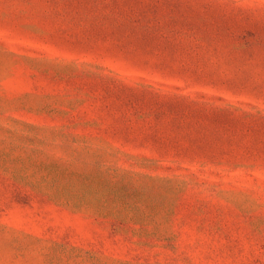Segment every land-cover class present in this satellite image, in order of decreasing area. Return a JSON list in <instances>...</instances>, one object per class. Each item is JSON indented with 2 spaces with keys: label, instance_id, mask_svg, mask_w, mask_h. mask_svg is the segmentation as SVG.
Wrapping results in <instances>:
<instances>
[{
  "label": "rangeland",
  "instance_id": "374dc122",
  "mask_svg": "<svg viewBox=\"0 0 264 264\" xmlns=\"http://www.w3.org/2000/svg\"><path fill=\"white\" fill-rule=\"evenodd\" d=\"M0 264H264V0H0Z\"/></svg>",
  "mask_w": 264,
  "mask_h": 264
}]
</instances>
